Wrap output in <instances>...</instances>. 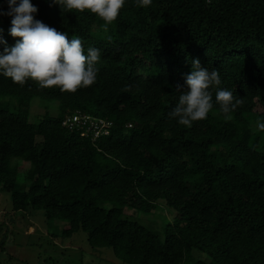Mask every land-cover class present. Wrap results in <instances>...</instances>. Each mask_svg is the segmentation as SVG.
<instances>
[{
	"label": "trees",
	"instance_id": "16d2710c",
	"mask_svg": "<svg viewBox=\"0 0 264 264\" xmlns=\"http://www.w3.org/2000/svg\"><path fill=\"white\" fill-rule=\"evenodd\" d=\"M31 2L35 19L101 59L96 82L74 93L0 76V98L15 99L0 100V186L13 208L44 209L68 222L65 234L83 229L93 248H113L126 264H264V132L254 130L264 120V0H153L144 9L126 0L107 31L88 11ZM10 26L0 16L9 47L19 39ZM195 59L243 103L228 117L214 104L187 128L169 113ZM35 97L58 101L60 114L32 122L9 107ZM78 109L112 120L110 134L94 141L64 126ZM13 157L30 163L27 191L16 188ZM159 199L179 209L163 240L123 210L151 211Z\"/></svg>",
	"mask_w": 264,
	"mask_h": 264
},
{
	"label": "clouds",
	"instance_id": "9594fccd",
	"mask_svg": "<svg viewBox=\"0 0 264 264\" xmlns=\"http://www.w3.org/2000/svg\"><path fill=\"white\" fill-rule=\"evenodd\" d=\"M49 7L58 6L63 12L88 11L103 20L104 30L118 18L126 0H46ZM153 0H133L137 8L144 9ZM7 5V10L4 9ZM38 12L31 0H3L0 16L11 17L8 34L16 39L13 46L0 35V76L10 78L15 84L24 85L31 80L41 88L58 87L61 92L74 93L96 82L101 59L100 50L94 47L84 54L79 38L68 39L66 32L57 31L35 19ZM2 32V30H0ZM218 71L202 67L200 60L192 61V70L185 77V86H178L181 93L170 117L179 126L191 128L194 122L206 120L214 104L225 117L242 105L232 91L222 89ZM215 88V101L211 89ZM255 131L264 132V120H257Z\"/></svg>",
	"mask_w": 264,
	"mask_h": 264
},
{
	"label": "rangeland",
	"instance_id": "374dc122",
	"mask_svg": "<svg viewBox=\"0 0 264 264\" xmlns=\"http://www.w3.org/2000/svg\"><path fill=\"white\" fill-rule=\"evenodd\" d=\"M6 102L13 99L1 95ZM12 111L25 113L32 122H42L60 114L59 102L35 97L28 108L9 106ZM128 127L126 133H130ZM12 163L19 165L17 189L27 191L30 181L26 179L30 163L13 157ZM107 206H110L108 203ZM125 215L164 239L165 226L173 222L179 213L175 205L165 199L157 201L156 208L143 211L126 206ZM69 224L65 220L47 217L44 209L28 206L13 208V192L0 186V264H126L109 247L93 248L87 231L81 229L72 235L65 234ZM208 258V253H201ZM197 259V258H196Z\"/></svg>",
	"mask_w": 264,
	"mask_h": 264
},
{
	"label": "built area",
	"instance_id": "2783aa9c",
	"mask_svg": "<svg viewBox=\"0 0 264 264\" xmlns=\"http://www.w3.org/2000/svg\"><path fill=\"white\" fill-rule=\"evenodd\" d=\"M63 125L69 129L80 130L84 135L90 136L95 141L103 135H109L114 123L112 120L94 116L78 109L69 112L65 116ZM128 127H132V124L129 123Z\"/></svg>",
	"mask_w": 264,
	"mask_h": 264
}]
</instances>
